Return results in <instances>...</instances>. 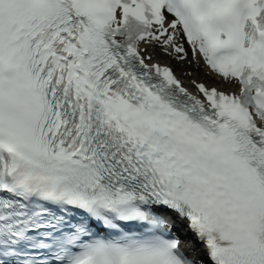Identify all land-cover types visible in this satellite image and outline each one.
<instances>
[{
	"label": "snow or ice",
	"instance_id": "6c2138e0",
	"mask_svg": "<svg viewBox=\"0 0 264 264\" xmlns=\"http://www.w3.org/2000/svg\"><path fill=\"white\" fill-rule=\"evenodd\" d=\"M0 264H264V0H0Z\"/></svg>",
	"mask_w": 264,
	"mask_h": 264
},
{
	"label": "bare ground",
	"instance_id": "6f19581e",
	"mask_svg": "<svg viewBox=\"0 0 264 264\" xmlns=\"http://www.w3.org/2000/svg\"><path fill=\"white\" fill-rule=\"evenodd\" d=\"M160 59L163 61V62H170V61H167L166 60V58H163V57H160ZM175 67H177V65H174ZM181 71V68H180V70L178 71V72H180ZM201 79H204V80H206V81H210L211 83L213 82L214 83V81L216 82V80L214 79V78H212V77H208V76H204L203 78H201Z\"/></svg>",
	"mask_w": 264,
	"mask_h": 264
},
{
	"label": "rangeland",
	"instance_id": "374dc122",
	"mask_svg": "<svg viewBox=\"0 0 264 264\" xmlns=\"http://www.w3.org/2000/svg\"><path fill=\"white\" fill-rule=\"evenodd\" d=\"M199 75H200L201 77H202V75L206 76L205 73H204V71H202Z\"/></svg>",
	"mask_w": 264,
	"mask_h": 264
}]
</instances>
